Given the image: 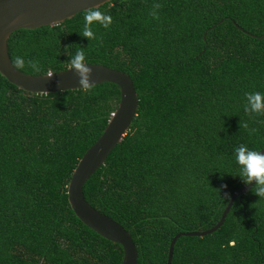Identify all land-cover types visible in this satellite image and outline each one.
<instances>
[{"label":"trees","instance_id":"trees-1","mask_svg":"<svg viewBox=\"0 0 264 264\" xmlns=\"http://www.w3.org/2000/svg\"><path fill=\"white\" fill-rule=\"evenodd\" d=\"M30 74L81 62L127 73L137 106L82 185L117 221L135 264H166L170 238L213 225L264 145V0H108L53 25L13 30ZM119 99L118 86L35 93L0 75V264H120L122 247L83 224L70 173ZM221 225L179 235L172 264H264V154Z\"/></svg>","mask_w":264,"mask_h":264},{"label":"water","instance_id":"water-1","mask_svg":"<svg viewBox=\"0 0 264 264\" xmlns=\"http://www.w3.org/2000/svg\"><path fill=\"white\" fill-rule=\"evenodd\" d=\"M106 1L108 0H0V75L18 88L35 93L83 88L104 81L118 86L119 99L116 107L110 113L101 133L84 150L73 167L66 184V198L73 213L83 224L100 236L121 245L120 264H135L136 247L127 230L110 216L91 206L82 194L85 180L121 140L135 115L137 98L131 77L119 69L93 62H81L56 72L30 74L13 66L6 47V40L15 29L57 24L80 10L97 7ZM262 154L264 145L249 160V179L231 193L213 225L202 230L179 231L170 238L166 264H172V248L179 235L202 236L221 225L233 199L239 193L246 192L254 183L257 160Z\"/></svg>","mask_w":264,"mask_h":264}]
</instances>
